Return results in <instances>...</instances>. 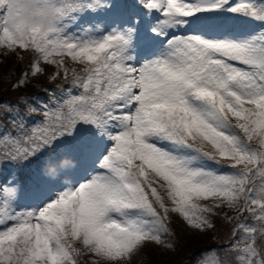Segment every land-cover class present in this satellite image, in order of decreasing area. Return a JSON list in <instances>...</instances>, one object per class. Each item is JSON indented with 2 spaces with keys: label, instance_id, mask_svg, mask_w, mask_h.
Instances as JSON below:
<instances>
[{
  "label": "snow or ice",
  "instance_id": "snow-or-ice-1",
  "mask_svg": "<svg viewBox=\"0 0 264 264\" xmlns=\"http://www.w3.org/2000/svg\"><path fill=\"white\" fill-rule=\"evenodd\" d=\"M137 7L110 28H78L111 3L0 0L3 55L32 54L11 87L45 76L47 66H54L47 79L62 81L48 103L22 93L0 100V126L7 119L17 130L0 134V156L22 162L78 125L92 129L77 138L84 166L91 162L78 181L23 207L15 180L0 185V264H81L82 257L135 264L150 244L171 247L173 214L193 232L207 234L218 220L228 228L225 260L206 253L196 264H231L233 254L236 264H264V244L257 245L264 239V0H137ZM224 12L238 29L193 27ZM145 20L159 45L138 60L134 41ZM35 116L39 123L29 125Z\"/></svg>",
  "mask_w": 264,
  "mask_h": 264
},
{
  "label": "rangeland",
  "instance_id": "rangeland-1",
  "mask_svg": "<svg viewBox=\"0 0 264 264\" xmlns=\"http://www.w3.org/2000/svg\"><path fill=\"white\" fill-rule=\"evenodd\" d=\"M240 3V2H239ZM28 53H23L22 58H19L15 55L11 56H5L3 55V60L0 62V82L3 83L4 81L7 83L10 79H14L17 76H19V71H11L9 69L10 66H15L16 68L23 70L27 68L28 60H27ZM50 70V73L54 70V66H47V73L45 76L40 77L39 79H34L35 81L43 82L44 78L47 77L48 71ZM11 75V77H8L6 80L2 76H6V74ZM19 73V74H18ZM32 86H35L34 83L32 85L31 81H29V85L26 87H22L21 89H29ZM17 89H13L12 87L5 88L3 92L7 93H14ZM90 162V161H89ZM89 162H87L84 166V163L80 165L81 170H83L84 167L89 165ZM74 169L70 170L68 175L65 177V180L70 181L74 179ZM81 172V171H80ZM52 184L48 185L47 188L45 187V194L43 196L52 195V193H49V190L51 188ZM58 191V190H57ZM45 196V197H46ZM36 201L32 202L33 206L40 201V199L37 197L35 198ZM28 200V199H26ZM31 206V205H30ZM226 210L220 211V216H223L225 214ZM168 224L171 227L170 232H175L177 241L171 242L170 238H173V236L166 237V241L168 244L171 245V247H167L164 245H156V244H150L147 246L142 253L136 257L135 264H179L177 261L180 260L181 256L186 253L189 250L196 249L200 247L201 245L206 246L203 248V251L200 252L196 259L189 260L187 258L183 259V262L181 264H196L197 260H199L201 257H205V254L207 253L206 258L209 260H219L223 262L225 260L224 256V250L219 249V245L212 246L211 242H213L212 234L219 233L220 231L222 233H228V228L221 222L216 221V229L213 231L208 232L207 234L197 233L193 232L192 230L186 228L182 222V220L179 217H176L174 214L170 217V220L168 221ZM216 249L219 255L217 256L216 253L212 252V249ZM189 256V254L187 253ZM81 264H91L90 259L86 260L85 262H81Z\"/></svg>",
  "mask_w": 264,
  "mask_h": 264
},
{
  "label": "trees",
  "instance_id": "trees-1",
  "mask_svg": "<svg viewBox=\"0 0 264 264\" xmlns=\"http://www.w3.org/2000/svg\"><path fill=\"white\" fill-rule=\"evenodd\" d=\"M0 52V62L3 60V50ZM9 69L11 71H19L20 69L16 68L15 66H10ZM19 74V73H18ZM5 80L8 77H11L10 73L6 74V76H2ZM19 76H17L14 79H10L7 83L4 81L3 83L0 82V100L2 101H12L15 102L17 99V96L21 93L24 94L25 98L28 100H34L37 103H48V96L49 93L47 91H44V88H47L45 84H41L40 88L37 87V84L39 82L35 81L34 79H30L32 85L34 83L35 86H32L29 89H17L14 93H7L3 92L5 88L11 87V85L17 80ZM29 85V83H28ZM39 116L32 117L29 119L28 123L31 125L32 123H39ZM0 134H11L12 136H15L17 134V130L11 123L5 119L2 126H0ZM4 150V141H0V151ZM44 152L37 154L34 157H31L30 159H27L25 161H17L14 159H8L6 157L0 156V180L4 181V184L7 183V181L10 179L12 181L14 177L16 176V179L24 178V175L33 174V170H36L37 167L40 165V157L43 155ZM7 176V177H4ZM24 190V189H23ZM25 191L30 192L28 189ZM215 235V237H213ZM228 233H222L221 231L219 233L212 234L213 237V245H219L220 248L225 245L227 240ZM264 244V239L257 237V245L261 246ZM219 248V249H220ZM197 255H192L191 260L196 259ZM229 260L235 261V254H233L231 257H228Z\"/></svg>",
  "mask_w": 264,
  "mask_h": 264
},
{
  "label": "clouds",
  "instance_id": "clouds-1",
  "mask_svg": "<svg viewBox=\"0 0 264 264\" xmlns=\"http://www.w3.org/2000/svg\"><path fill=\"white\" fill-rule=\"evenodd\" d=\"M74 166H75L74 160H72L70 157H62L61 160L59 161L58 166L55 163H49L47 165V171L49 173L58 174L60 169H64V168H68V167H74Z\"/></svg>",
  "mask_w": 264,
  "mask_h": 264
}]
</instances>
